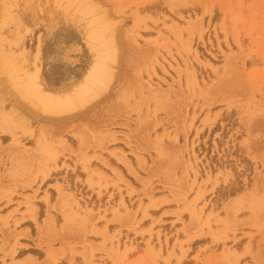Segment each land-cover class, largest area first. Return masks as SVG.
Listing matches in <instances>:
<instances>
[{"label":"rangeland","instance_id":"1","mask_svg":"<svg viewBox=\"0 0 264 264\" xmlns=\"http://www.w3.org/2000/svg\"><path fill=\"white\" fill-rule=\"evenodd\" d=\"M250 2L0 0V125L8 126H0V264L15 251L8 243L19 208L30 218L36 211L34 197L20 202L18 188L43 179L66 151L78 159L87 147L115 159L128 153L146 177L136 175L149 200L168 190L186 204L182 255L173 249L161 260L158 234V251L147 242L151 264L179 261L182 245L197 236L213 243L206 264H264V7L248 13ZM107 74L113 78L103 89ZM48 94L57 108L71 97L75 105L55 114L42 99ZM209 184L214 195L206 197ZM184 188H196L189 202ZM74 191L84 194L82 187ZM34 225L32 234L40 236L42 227ZM244 239L241 253L231 251ZM239 254L247 257L239 262Z\"/></svg>","mask_w":264,"mask_h":264},{"label":"crops","instance_id":"2","mask_svg":"<svg viewBox=\"0 0 264 264\" xmlns=\"http://www.w3.org/2000/svg\"><path fill=\"white\" fill-rule=\"evenodd\" d=\"M10 5L15 3L10 2ZM260 7H264V0H251L246 11L258 13L257 10H260ZM48 95L52 96L54 102L57 100L52 94ZM48 95L42 97L43 101ZM71 99L72 97L67 101L72 102ZM67 148L74 152L79 150L77 145L72 147L68 142ZM107 149L111 151L121 148L109 145ZM117 159L108 151L88 147L80 152L78 159L73 155L70 157L66 151L65 155L58 158L55 165H49L52 170L45 174L43 179L39 176L28 187H19L17 191H22L17 192L21 195L20 202H24L25 197H34L33 206L36 211L30 218L26 214L22 215L25 212L24 206L19 208L20 214L16 217L19 224L8 243L9 246L15 243L16 248L12 256L4 258L2 264H151L146 255L147 242L150 241L149 245L154 246L155 251H158V234L159 245L163 252L161 260L166 258L173 249L174 254L180 257L182 253L179 242L186 240L182 229L190 221L188 213H180L186 204L176 201L180 199V195L174 196L168 190L153 196V201L149 200L144 195L141 182L136 178V175L146 178L141 176L139 171L142 172V170L138 168L137 163L134 164L129 160L128 153L125 158L119 155ZM80 161L88 167V172L83 170ZM64 164L69 169L63 167ZM120 166L126 170L134 182L126 178ZM125 166L129 168L131 166L134 174H131ZM35 170L36 167L33 168L32 174ZM29 180L33 181L28 178L27 181ZM87 181L93 186L90 187ZM70 182L74 188H70ZM152 184H157L156 180L152 181ZM59 186L62 188L61 193L58 191ZM75 187H82L84 194L79 196L78 192L74 191ZM210 187V184L205 187L206 197L214 195L209 192ZM182 192L186 193V201L189 202L195 197L196 188L191 193H188L185 188ZM76 203L80 209L77 208ZM40 205L43 207L42 217L39 216ZM54 205H57L56 209H52ZM236 205L237 203H234L230 211ZM200 207H202V201L198 202L196 208ZM16 208L12 207L11 211ZM144 208L146 215L143 213ZM112 209L118 210V213L112 214ZM63 214L69 220L64 227ZM58 219L59 222H57ZM36 223L42 227L40 236L38 231L33 235L29 226L35 224L36 227ZM192 226L189 230L190 235L196 232V225ZM242 233L249 232L246 230ZM233 238L241 239L236 235ZM233 238L230 237L231 240ZM246 243L247 240L244 239L239 250L234 248L233 243L230 246L231 251L241 253ZM212 244L210 238L197 236L182 245L184 255L179 261L171 259L168 264H206L207 257L213 251ZM125 247L131 251L123 254ZM28 249L39 250L42 256H37ZM239 255V262L247 257L244 254ZM161 260L158 264H164Z\"/></svg>","mask_w":264,"mask_h":264},{"label":"bare ground","instance_id":"3","mask_svg":"<svg viewBox=\"0 0 264 264\" xmlns=\"http://www.w3.org/2000/svg\"><path fill=\"white\" fill-rule=\"evenodd\" d=\"M75 49V48H74ZM76 51V50H75ZM116 53L114 52V54L113 55H115ZM113 58L111 59L112 60V62H114L115 61V58H116V56L114 57V56H112ZM230 61H231V59H230ZM113 75V74H112ZM111 78H113V77H111V75H108L107 74V76H105V79H104V86H102V87H104V89H106L107 88V84H109L111 81H110V79ZM189 78V77H188ZM187 79V78H186ZM112 80V79H111ZM191 82V81H190ZM193 83V82H192ZM188 84V83H187ZM36 89H37V86H36ZM87 94V93H86ZM80 94H78V96H79ZM88 95V94H87ZM92 95V94H91ZM90 98V95H88V96H86V98ZM87 98V99H88ZM87 99H86V101H87ZM83 101V100H82ZM73 101L71 102H69L67 105H63L61 108H57V107H55L54 106V100H53V98H52V96H50V95H48V97L47 98H45V100H44V104H45V106L47 107V108H49V109H51V110H53L54 112H55V114H59V113H64V112H67V111H69L70 110V106L72 105V106H74L75 104L73 103ZM78 105H76V107H77ZM14 107V106H13ZM52 111V114L54 113ZM3 113V112H2ZM7 113V112H6ZM5 113V114H6ZM4 116V115H3ZM5 116H7V115H5ZM4 116V117H5ZM9 116V115H8ZM6 119V118H5ZM4 118H3V120H4V122H6V121H11L10 119H8V120H5ZM16 120V119H15ZM14 121V120H13ZM12 122V121H11ZM5 125V124H4ZM3 124H1L0 126L2 127V130L3 131H6V130H8V129H5L6 127L8 128V126H4ZM4 126V127H3ZM31 130V129H30ZM27 131V130H26ZM39 144H41V143H39ZM11 147V146H10ZM12 147H14V146H12ZM12 147L10 148V149H12ZM45 148V147H44ZM8 151V150H7ZM10 151V150H9ZM8 151V152H9ZM52 150H50V152H51ZM53 153H55V152H53ZM51 154H52V152H51ZM56 153L55 154H53V155H51L52 157H51V159L52 160H56ZM30 157V156H29ZM28 157V158H29ZM50 158V157H49ZM254 159H257L256 158V156L254 157ZM241 198H237V199H233V200H231L230 202H228L227 204H226V206H225V210H226V212L227 213H229L230 212V210L232 209V206L234 205V203H238V202H240L239 200H240Z\"/></svg>","mask_w":264,"mask_h":264}]
</instances>
